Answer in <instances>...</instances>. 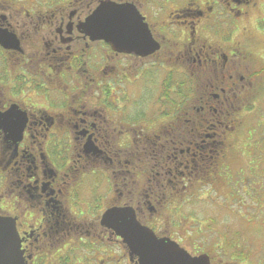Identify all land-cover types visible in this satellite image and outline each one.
Returning a JSON list of instances; mask_svg holds the SVG:
<instances>
[{
	"label": "flooded vegetation",
	"instance_id": "af4514ba",
	"mask_svg": "<svg viewBox=\"0 0 264 264\" xmlns=\"http://www.w3.org/2000/svg\"><path fill=\"white\" fill-rule=\"evenodd\" d=\"M103 2L133 8L151 43L90 35L101 0H0V104L14 116L0 129V214L22 264H139L113 208L203 253L184 244L197 230L181 228L183 209L234 189L250 150L264 0Z\"/></svg>",
	"mask_w": 264,
	"mask_h": 264
},
{
	"label": "rangeland",
	"instance_id": "374dc122",
	"mask_svg": "<svg viewBox=\"0 0 264 264\" xmlns=\"http://www.w3.org/2000/svg\"><path fill=\"white\" fill-rule=\"evenodd\" d=\"M263 101L264 98H260L259 101H256L255 97L253 98L255 105L257 103L256 106H260L261 109H259L258 112L261 114L264 112ZM250 118L251 120L247 125L258 127L257 124L259 114L256 115L254 110H252ZM259 136L263 138L259 140L260 153H258L261 156H264V128ZM234 159V170L232 171L233 177L231 179V184L233 185L234 189L237 190L238 188L236 182L240 177L243 180L250 181L253 175L250 174L252 171L249 170L248 166L245 167L246 163L242 161V159L239 157H235ZM262 169H264V161L261 162L260 165L261 172L257 167L255 170V174H259L258 184H256L257 188L264 187V178L261 177V173L264 172ZM217 195L220 194L212 192L210 195H207V193H205V198L191 201L184 207L183 212L188 214V217L191 219L188 222L193 224L189 225L186 221H184L182 222L183 225L181 228L185 230L188 228L187 226H190L192 229L190 231V233H192L191 235H194V233H196L195 231L197 230V235L189 236L188 241L184 242L185 246L189 249H195V247L208 249L213 244H218L217 239H219L220 236L224 235L227 237L234 233L241 236L242 233H238V231L246 229V235L244 238L246 240H253L254 242H246L244 239H242L244 243L240 244V248L238 249L239 252H243L244 255L247 254V262L249 264H264V193L261 195L258 192L254 194L248 193L251 200L247 198L246 200L248 201L246 202L243 201L242 198H239V195L230 193L224 197L222 204L220 203L221 201L219 202L217 199H212V197ZM251 201L253 204L255 203L256 206L253 207ZM258 203L261 204L262 207L257 205ZM252 211L256 213L259 211L260 217H254L251 214ZM189 215H193L195 219L193 218L192 220ZM214 217L217 219V225L211 224L214 223ZM210 225H212V228ZM199 229L201 232L198 231ZM227 231H230L231 234H227ZM183 234L186 235L185 232ZM193 243L197 246H195Z\"/></svg>",
	"mask_w": 264,
	"mask_h": 264
},
{
	"label": "snow or ice",
	"instance_id": "6c2138e0",
	"mask_svg": "<svg viewBox=\"0 0 264 264\" xmlns=\"http://www.w3.org/2000/svg\"><path fill=\"white\" fill-rule=\"evenodd\" d=\"M100 11L96 15L90 17L88 21L82 25V27L95 37L96 33H100L105 39H111L114 43L118 41L128 43H138L144 46H148L151 43L150 37L143 35L138 28L137 17L133 8L129 7H117L113 4H106L101 0ZM0 42H3V35L0 34ZM14 119L13 113L3 111V105L0 104V129H4L6 124H10ZM18 119V117H15ZM159 180V177H157ZM163 188L160 189V193H157L158 201L164 199ZM131 195V190L129 192ZM108 217L113 222V227L118 229L127 228L130 231H135L138 225H132L127 222V213L121 208H113ZM5 232V225L0 222V238L3 237ZM146 243L154 248L163 251L169 259L155 262V264H194V260L190 257L186 251L181 248L175 247V245L167 244L163 240H155L154 238H146ZM144 264H149L145 261Z\"/></svg>",
	"mask_w": 264,
	"mask_h": 264
},
{
	"label": "water",
	"instance_id": "95a60500",
	"mask_svg": "<svg viewBox=\"0 0 264 264\" xmlns=\"http://www.w3.org/2000/svg\"><path fill=\"white\" fill-rule=\"evenodd\" d=\"M108 213L106 214V220ZM126 213V219L129 218L127 222L132 225H138V228L135 231H130L127 228H117L118 233L124 238L130 250L140 257V264H144L145 261H148L149 264H155V262L169 259L163 251L150 247L146 243V238L163 240L167 244L175 245V247L183 249L190 257L196 260L194 264H210V259L207 254H201L199 256L190 255L177 242L168 238H158L151 229L141 226L134 216L129 214V212ZM0 222H3L5 225V232L3 237L0 238V264H21V257L18 250L20 247L17 240L18 236L15 223L13 220L4 218L1 215Z\"/></svg>",
	"mask_w": 264,
	"mask_h": 264
},
{
	"label": "trees",
	"instance_id": "16d2710c",
	"mask_svg": "<svg viewBox=\"0 0 264 264\" xmlns=\"http://www.w3.org/2000/svg\"><path fill=\"white\" fill-rule=\"evenodd\" d=\"M227 234H231L230 231L226 232ZM238 233H241V231H238ZM236 234V233H234ZM218 243L217 245H213L210 246L207 250H216V249H222V250H228V249H232V251H234L233 256L237 257V253H236V249H239V244L237 241V237L235 235H230L221 239H218Z\"/></svg>",
	"mask_w": 264,
	"mask_h": 264
}]
</instances>
